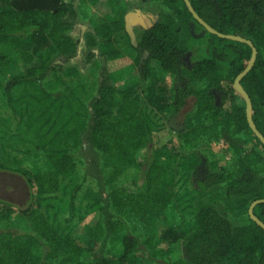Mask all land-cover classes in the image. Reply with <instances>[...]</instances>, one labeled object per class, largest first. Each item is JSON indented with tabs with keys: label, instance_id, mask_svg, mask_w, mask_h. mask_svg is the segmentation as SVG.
Returning a JSON list of instances; mask_svg holds the SVG:
<instances>
[{
	"label": "trees",
	"instance_id": "trees-1",
	"mask_svg": "<svg viewBox=\"0 0 264 264\" xmlns=\"http://www.w3.org/2000/svg\"><path fill=\"white\" fill-rule=\"evenodd\" d=\"M189 1L210 27L250 40L257 48L255 65L240 85L252 101V120L264 137V0ZM0 2L9 6L8 10L0 9V96L6 95L14 110L30 112L26 132L38 141L41 166L48 168L32 173L0 163V172L24 176L32 196H53L61 191V178L76 171L73 153L84 150V145L96 150L103 168L111 173L109 210L99 201L91 207L102 212L96 223L102 232L101 220L105 219L109 235L104 242L112 241L109 257L89 259L88 251L103 239L101 233L97 231L92 239L79 244L58 232L56 219L49 212L45 215L38 208L21 210L4 202L0 207V264H138L134 253L140 244L148 249L151 259L162 260L157 264H264V230L248 211L247 223L234 225L207 205L199 208L185 228L164 231L159 240L144 239L137 232L138 225L153 227L172 218L175 210L169 148L164 145L156 153L159 158L169 153L164 162L154 159L147 163L146 151L160 127L150 113L144 112L142 98L160 114L171 106L179 112L188 97H195L193 116L184 122L178 135L180 146L189 150L202 140L207 144L214 140L224 141L228 147L226 156L218 153L217 161L211 164L198 161L192 153L182 167L188 168L201 191L224 183L229 199L238 200L233 210L236 218L244 214V206L264 199V146L249 127L246 101L234 87L235 79L251 60L250 46L206 31L184 0H139L137 5L109 0L113 11L109 25L103 21L95 24V36H89L81 49L85 67L96 62L95 58L102 65L96 95L87 89L94 83L87 85L78 77L77 85H67L64 93L54 97L62 81L57 77L56 84L46 83V78L56 75L57 69L73 61L80 51V40L72 33L78 18L74 2ZM154 2L162 7L153 11L158 20L142 31L136 45H130L135 60L128 59L129 66L138 67L139 80L133 85L122 84L129 68L120 73L110 66H119L126 56L115 49L110 38L114 31L125 32L126 13ZM116 4L121 6L120 11ZM193 51L196 55L191 64L188 56ZM17 58L24 63L37 62L38 66L28 69L27 75L12 76L10 67ZM152 62L174 76L170 88L158 85ZM81 88L87 89L83 99L79 96ZM145 164L143 191L129 192L121 178L136 177ZM69 208L73 211L72 205ZM14 212L28 217L18 229L9 219ZM253 213L264 223V203L257 204ZM178 244L181 254L176 253ZM101 250L104 253L105 245Z\"/></svg>",
	"mask_w": 264,
	"mask_h": 264
},
{
	"label": "rangeland",
	"instance_id": "rangeland-1",
	"mask_svg": "<svg viewBox=\"0 0 264 264\" xmlns=\"http://www.w3.org/2000/svg\"><path fill=\"white\" fill-rule=\"evenodd\" d=\"M66 2H74L76 6L78 18L77 24L72 31L75 38L80 40V51L78 56L68 64L57 69L56 75H49L46 78V83H57L58 89L53 92L54 97H58L65 92L67 85H77L78 77L83 78L88 86L87 89L92 95H96L97 87L100 82L101 62L99 59H93L96 62L84 66L81 49H83L89 36H95L93 29L94 25L102 24L101 21L109 25L108 17L113 14L111 2L109 0H65ZM127 3L137 5L139 0H125ZM121 6L116 4L117 10H121ZM129 8V7H127ZM0 9L8 10L9 6L0 2ZM162 9L159 2H154L150 6L141 5L140 9H134L125 14V32L114 31L112 43L115 49L119 50L126 57L120 62L119 66L111 64L110 69L122 73L126 68H129V73L125 75V81L122 84H134L139 80L138 67L129 66V60H135V53L130 45H136L140 38L142 31L151 26L152 23L158 20V17L153 11ZM130 10V9H128ZM90 29V30H89ZM89 34V35H88ZM98 35V34H97ZM99 36V35H98ZM109 37V36H107ZM128 37L130 41L128 40ZM196 38L199 35L195 36ZM98 43L102 44V38H96ZM197 49V46H195ZM95 52L98 54V47H95ZM196 53L191 52L188 56V62L193 64V58ZM97 57V55H96ZM146 57V56H145ZM129 59V60H128ZM99 63V64H98ZM33 66H38L37 62L24 63L20 59H14L10 67L12 76L27 75L28 69ZM151 66V65H149ZM152 66L157 70L156 78L157 83L161 88H170L174 81V76L163 72L157 62H152ZM127 68V69H128ZM71 74H66L67 72ZM5 83L7 81L5 80ZM46 89V86H44ZM53 88L52 85H50ZM50 88V89H51ZM48 89V88H47ZM87 89H79V96L83 99L86 95ZM52 90V89H51ZM86 90V91H85ZM144 112L150 113L156 123L159 124V131L154 135L153 143L150 144L149 149L146 151L147 163L154 159L159 162L165 161L164 156L156 154L159 149L164 145L168 147L173 162L175 186L173 188L175 210L172 212V218L159 221L153 227H141L138 225L139 236L145 238L154 237L156 240L167 230H180L186 227L190 219L198 212L202 206H212L218 212L227 216L234 225H244L247 223L246 211L249 210L247 205L243 207L244 214L236 218L233 210L237 207V199L230 198L225 193V184L219 183L207 191H201L198 185L190 177L188 168H183L182 163H186V159L194 153L197 155V160L205 164H211L217 161V154H224L226 156L227 143L224 141L211 140L210 144L203 142L198 143L194 149H184L180 146L179 133L184 128V122L193 116L195 111V97H188L185 104L178 112L171 106L164 112L156 113L149 104L142 98ZM6 95L0 96V163L12 170H23L35 172H45L48 168L41 166L42 155L36 151L38 148V141L29 136L26 132L25 122L29 119V113L25 110H14ZM156 113V114H155ZM69 150V149H68ZM76 158L77 167L76 171L70 175L61 178L62 188L61 191L53 196H32V190L29 188L26 178L22 175L11 172H0V207L5 203L10 202L19 209L24 210L28 208H38L45 212H49L52 219H56L58 232L66 238L77 240L79 244H84L92 239L96 232L101 233L102 238L96 246L88 251L87 257L89 259H97L105 256L109 257L112 250V241L110 239L104 242L107 236L108 229L105 219L101 220L104 227V232L99 230L96 223L99 221V215L102 214L96 207L93 209L91 206L95 205L97 201L108 208L109 210V186L108 179L111 176L109 170L102 166V158L100 153L92 148L84 145V150L78 149L73 153ZM35 165L39 168L35 169ZM147 164L142 168V171L136 176L129 179H124L123 183L129 192L143 191L144 188V171ZM217 172H220L217 170ZM69 204L72 205L73 211L70 210ZM41 206V207H38ZM111 211V209H110ZM10 221L14 228H20L19 225L22 220H28L26 215L14 212L9 216ZM1 220V215H0ZM97 229V230H96ZM129 236L131 233L126 230ZM105 245V251L101 248ZM176 253L181 254V247L176 246ZM103 253V254H102ZM134 255L137 257L138 264H157L160 261L151 259L149 251L144 245H138V249ZM166 264V262H162Z\"/></svg>",
	"mask_w": 264,
	"mask_h": 264
},
{
	"label": "water",
	"instance_id": "water-1",
	"mask_svg": "<svg viewBox=\"0 0 264 264\" xmlns=\"http://www.w3.org/2000/svg\"><path fill=\"white\" fill-rule=\"evenodd\" d=\"M184 2L186 4L189 12L194 17V19L200 25H202L206 29V31H208L209 33H211V34H213V35H215V36H217V37H219L221 39L232 40V41H237V42H241V43L247 44L252 49L251 60H250V62L248 64V66L244 69V71L242 73H240L237 76V78L235 79L234 87L237 90V92H239L243 96L245 101H246V116H247V122L249 124V127L251 128L253 133L256 135V137L261 141V143L264 146V137L258 131V129L256 128V126H255V124H254V122L252 120V101H251L249 95L246 93V91L240 85V82H241L242 78H244L252 70V68L255 65V62H256V59H257V55H258L257 48L254 46V44L250 40H247L245 38H242V37H239V36H235V35H225V34H222V33L218 32V31H216L215 29L210 27L202 18H200V16L193 9V7H192V5H191L189 0H184ZM259 203H264V199L254 201L249 207L248 214H249L250 218L264 230V223H262L253 213L254 207L257 204H259Z\"/></svg>",
	"mask_w": 264,
	"mask_h": 264
}]
</instances>
